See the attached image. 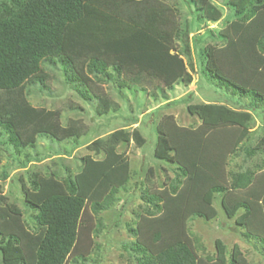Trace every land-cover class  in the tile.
<instances>
[{
	"label": "trees",
	"instance_id": "trees-1",
	"mask_svg": "<svg viewBox=\"0 0 264 264\" xmlns=\"http://www.w3.org/2000/svg\"><path fill=\"white\" fill-rule=\"evenodd\" d=\"M186 2L194 7L192 13L198 20L202 19L205 11L210 12L212 18H216L218 15L215 8L208 7V0H186ZM226 4L234 12L236 18L234 22L226 25L227 31H233L236 35L239 32L246 33L249 29L251 32L253 30L254 35L251 40L255 45V58L260 62L251 64L246 61L243 52L240 53L239 50L235 52V39L232 35V37L228 35L229 42L226 47L218 51V56L224 58L226 62L228 57L232 58L230 62L235 67H246L252 79H254V70L263 68L257 72V78L264 77V0H227ZM87 8L86 0L0 1V101L6 94L18 91L24 83L47 87L51 75L43 64L59 66L65 81L88 100L93 97L89 92L88 84L86 85L90 77L97 82L114 83L119 90L129 86L122 78L125 65L120 59L123 58H127V63L130 62L133 67L137 66L138 69L145 70L144 72L149 75L162 80L161 82L164 81L163 87H168L178 80L185 85L192 81V76L187 71L183 60V55H188L190 51L188 41L185 42L183 50H176L173 53L170 51L174 46L170 41L166 43L164 33L154 27L158 14H160H154L157 13V11L153 12L157 8L148 12V16L142 22L135 19L117 21L119 24L115 26L124 29L121 33L126 36L124 45L110 53L101 51L84 55L81 60L84 73L81 74L73 58L72 41L69 35L74 32L75 27L76 33L83 27L98 32L105 26L98 20L96 23L91 22L92 16L89 15ZM159 11L160 9H158ZM83 22L87 23L84 25ZM79 24L82 27H79ZM169 32V37L173 34L174 39L180 38L181 29L179 27L174 33L172 30ZM219 37L222 39L221 43L226 41L225 35ZM239 39L242 41L241 35H239ZM232 41L234 46L230 47ZM216 46L215 43H207L201 47L204 62L203 73L227 92L245 97L255 104L258 102L264 104V87L253 86L251 81L243 82L247 86L238 83L241 80L237 78L236 80L229 72L225 71L226 69H222L218 65ZM224 52L228 56L220 55ZM174 69H179V71L174 72ZM168 79L170 80L167 81ZM141 90L144 89L141 88ZM96 99L98 101L95 108L96 113L98 115L106 114L111 109L107 97L97 96ZM6 103L4 100L1 102V106L4 107ZM187 111L189 114L197 116L200 122L198 126L185 128L177 125L180 133L177 132L175 137L167 129L168 119L159 122L156 127L154 157L166 162L177 163L176 176L169 185L167 194L177 197L181 192H185V200L181 206L183 207L186 197L191 195L193 181L196 179L197 173L201 172L209 176L213 184L205 186L203 194L200 196L202 202L210 206L214 193H220L222 195L221 205L227 217H234L235 225L243 230H241L243 236L254 240V245L264 254V229L256 228V225L250 223L253 215V207L250 202H253L261 206L263 212L260 219L264 224V175L260 174V177L256 175V170L264 167V158L262 164L253 169L225 171L227 156L235 153L251 132V112L229 107L222 102L188 103ZM14 112L10 115L0 111V128L6 136V142L13 145L17 153L27 147H34L36 135H46L57 141H73L72 147L75 149L82 145L78 139L85 134L84 126L74 120L68 121L65 126L61 125L58 110L40 113L30 107L26 108L21 103ZM15 121L19 124L17 125ZM231 129H234L233 133L225 132V130ZM226 133H231L228 140H224ZM183 138H185V145H181L180 148L179 139ZM131 140L137 145H142L145 142L138 129L134 128L132 131H128L119 128L113 130L106 137H96L87 143L86 147L92 151L93 155H104L98 168L93 172L88 168L82 170L80 168L75 175L68 168L65 169L64 175L48 171L41 181L38 179L40 172H32L30 187H22L24 204L32 212L25 223L19 218L23 213L19 207L7 203L1 205L4 206L7 216L16 218L18 227L7 230L0 224V264H27L24 245H29L32 248L34 253L32 264H66L69 256H73L71 259L73 264L86 261L88 256L83 254L74 256L79 247L77 243L80 236L78 227L81 213L90 200V209L94 214L109 208L117 200V193L123 185H112L108 191L106 190L110 183H119L125 177L128 165L121 159L123 157H117L115 154L118 145L127 144ZM225 142L228 147L226 149L219 148ZM208 144H211L213 150L207 148L209 152L204 155ZM190 147L193 154L188 153ZM245 151L248 156H253L258 152L264 155V121L261 136L253 147L246 148ZM189 155L193 160L192 169L191 167L187 168L185 164ZM109 156H112V161L105 165L104 161ZM116 158L118 159L116 160ZM29 160L19 161L17 164L20 167H26ZM81 162L83 166L84 157L81 158ZM116 166H126L122 176L119 180L106 181L114 174ZM6 177L7 173L4 170L0 173V179ZM104 181L106 182L103 184ZM101 184L105 190L101 188ZM43 186H64L65 189L51 192L43 189ZM245 189L247 190L245 191ZM231 196H234V199H230ZM141 198L151 206V209L148 207L145 210V214L154 217L137 215V220L140 219L135 221L137 229L133 226L129 227L130 233L136 237L135 241L124 244L125 250H128L133 257L131 263L204 264V258L197 259L193 248L189 245L188 240L190 239L186 238L180 226L187 214L212 218L216 212L205 215L204 212L197 209H186L187 213L181 209L178 211L177 226L171 225L170 221L163 226L161 220L159 223L161 227L147 231L142 235L141 223L144 219L156 223L157 220L163 218L165 195L144 191ZM239 209H243V211L236 215ZM98 225L100 222H97L94 231ZM17 228L20 229L16 230ZM154 232L160 237L157 241L153 239L155 238ZM214 245L215 255L210 260L205 259L206 261H216L217 264H250L247 263L238 244H234L229 252H227L226 244L219 238L215 239ZM161 247L162 249L157 253H151L153 249Z\"/></svg>",
	"mask_w": 264,
	"mask_h": 264
},
{
	"label": "rangeland",
	"instance_id": "rangeland-1",
	"mask_svg": "<svg viewBox=\"0 0 264 264\" xmlns=\"http://www.w3.org/2000/svg\"><path fill=\"white\" fill-rule=\"evenodd\" d=\"M208 1L213 4H208V7L215 8L221 13V16H217L219 21L215 17L212 18L211 13L208 11L203 13L202 19H196L192 13L194 7L188 5L186 0H86L87 11L92 16L90 21L96 23V20H98L105 26L98 32L88 27H83L82 30H77L76 33V27L74 26V32L69 35L72 41L71 51L73 58L81 74L84 73L81 65L84 55L101 51L110 53L124 45L126 36L121 34L124 29L115 26L119 24L117 21L135 19L142 22L148 16V12H152V9L157 8L153 12L157 11V13H154L155 15L160 14H158L155 22L156 26L154 27L164 33L166 43L170 41L174 46V52L183 50L185 42L188 41L190 51L188 55H183V60L187 71L192 76V81L185 85L178 80L168 87H163L162 83L164 81L161 82L162 80L160 81L153 75H149L144 72L145 70L138 69L137 66L133 67L130 62L127 63V58H123L120 59L125 65V72L122 74V78L129 86L119 90L114 83L97 82L91 77L86 83L83 79L86 85L88 84L89 92L93 96L92 99L88 100L65 81L59 66L43 64L46 71L51 75L47 82V87H41L39 84L27 85L24 83L18 91L6 94L1 99L0 111L11 115L21 103L26 108L30 107L40 113L58 110L59 123L61 125L65 126L68 121L74 120L79 125L84 126L85 134L78 139L82 145L76 149L72 147L73 141H57L46 135H36L34 147H27L17 153L14 146L6 142V136L0 128V173L4 170L7 173L5 179H0V224L2 228L13 230L18 227L16 218L7 216L4 206H1L3 203L19 207L23 212L19 218L24 223L30 213H32L24 204L22 189V187H30V174L32 172H40L38 176L40 181L48 171H55L59 175H64L66 173L65 169L68 168L75 175L80 168L81 170L88 168V170L93 172L98 168L99 162L104 155H93L92 151L86 147V144L96 137H106L113 130L119 128L128 131L136 128L144 137V144L137 145L131 140L127 144L118 145L116 149L115 156L123 157L121 159L126 161L128 165L125 177L119 183H110L106 190L108 191L112 185H123L117 193V200L109 208L102 210L98 214H94L91 211V200L83 208L78 227L80 236L77 245L79 247L74 256L83 254L88 256V258L86 261H79L76 264L131 263L133 257L128 250H125L124 244L136 240V237L130 233L129 227L133 226L137 229V223H135L137 215L146 217L145 210L148 207L151 209L150 204L141 198L144 191L165 195V207L163 218L157 220L156 223L146 219L142 221V235L147 233V231L161 227L159 224L161 220L163 226L168 221H170L171 225L177 226L178 211L181 209L185 213H187L186 209H197L204 212L205 215L216 212L212 218L187 214L182 220L181 231L187 239H190L188 240L189 245L193 248L197 259L204 258V264H217L216 261L208 262L205 259L210 260L214 257V241L219 238L226 244L227 252L231 250L234 244H238L247 263L264 264V254L254 245V240L245 238L242 234L243 230L235 225L234 217L229 218L225 214L221 205L222 195L217 192L214 193L210 206L202 202L200 196L203 194L205 186L213 184L209 176L201 172L197 173V177L193 181L191 195L186 197L185 204L181 207L182 202L185 200V192H181L177 197L167 194L169 193V185L176 176L177 163L166 162L154 157L153 154L157 138L156 127L159 122L168 119L167 129L175 137L177 132L180 133L177 125L185 128H194L200 123L197 116L188 113V103L222 102L235 109L249 110L252 114L251 132L242 146L235 153L227 156L225 171H243L245 169H253L257 165L262 164L263 154L258 152L253 156H248L245 149L253 147L262 134L264 104L260 102L255 104L245 97H239L227 92L223 88L218 87L202 71L204 62L201 55V47L207 43H221L222 39L219 36L222 35V32L220 30L229 21L236 20L234 12L226 4L227 0ZM158 9H160L159 12ZM87 22L82 24L85 25ZM78 26L82 27L80 24ZM178 27L181 29L180 38L178 40L174 39L173 34L169 37V31L172 30L174 33ZM231 35L233 34L229 32V37H232ZM239 35H241L243 41L241 51L247 59L246 61L251 64H259L260 61L255 58V45L251 40L254 35L253 30L251 32V29H249L246 33L239 32L235 36L238 37ZM233 46L232 41L230 47ZM220 55L228 56L226 52L220 53ZM227 59L228 65L225 71L229 72L233 78L241 80L238 83L245 85L244 83L251 81L253 86L264 87V77L260 76L257 78V76H254V79H252L246 67H235L230 62L232 58L229 59L228 57ZM173 71L178 72L179 69H174ZM235 82L237 83V81ZM141 88L144 90H141ZM97 96H106L111 105V109L104 115L96 113ZM4 100L7 103L2 107L1 102ZM135 121L137 123H134ZM16 124L18 125L19 123L16 122ZM228 131L233 133L234 129L225 130V132ZM226 134L224 140H228V136L231 133ZM183 139H179L180 148L181 145H185V138ZM225 144H221L223 146H219V148L226 149L228 145ZM208 145L204 155L209 152V149L213 150L211 144ZM188 153H192L191 147ZM82 157H84L83 166ZM37 158L39 160H36ZM188 158L185 163L187 168L191 167L193 163L190 155ZM27 159L30 160L27 162L26 167H20L17 164L19 161L25 162ZM111 161L112 156H109L104 161V164L108 165ZM116 167H114L116 168L114 169V174L111 175V178H107L106 181L119 180L126 169V166ZM256 171L258 177H260V174L264 175V167ZM59 187L43 186V189L51 192L62 188L65 189L64 186ZM101 188L105 190L102 184ZM231 197L230 199H234V196ZM250 204L253 207L250 223L256 225V228L261 227L264 229V224L260 219V215L263 212L261 206L253 202H250ZM242 211L243 209H239L236 215ZM147 217L151 218L154 216ZM97 222H100V225L94 231ZM19 229L17 228L16 230ZM154 233V241L159 240L160 237L157 236L156 232ZM23 247L27 264H32L34 259L32 248L29 245H24ZM161 249L162 247L153 249L151 253L155 254ZM72 257L69 256L67 258L66 264H73L71 262Z\"/></svg>",
	"mask_w": 264,
	"mask_h": 264
},
{
	"label": "crops",
	"instance_id": "crops-1",
	"mask_svg": "<svg viewBox=\"0 0 264 264\" xmlns=\"http://www.w3.org/2000/svg\"><path fill=\"white\" fill-rule=\"evenodd\" d=\"M208 4L213 5L212 3H210V1H208ZM208 4H207V5H208ZM217 11H219V10H217ZM217 16H218V17L221 16V13L218 12V15H217ZM218 17L215 18V19H217V21H219V20H218ZM231 22H234V21H231ZM231 22L229 21L228 23L230 24ZM220 31L222 32V35H225V36H226V41L223 42V43H218L217 46H216V50H215V52H216V57H217V63H218V65H219L222 69H225V68H227V62L225 61L224 58L218 56V54H219L218 51H220V50H222V48L226 47L227 43L229 42V38H228L229 32H231V33L233 34L232 36H234L233 38L235 39V40H234V42H235V47H234L235 52H236V50H237V51L239 50V52H242L241 50H242V43H243V42L240 41L239 36H238V37L235 36V34L233 33V31H227L226 26H225L223 29H221ZM173 49H174V48L172 47L171 50H170L172 53L174 52ZM261 69H263V68H259L257 71L254 70L253 75H254V76H257V74H258L257 72H260ZM236 80H237V79H236ZM209 102H210V101H209Z\"/></svg>",
	"mask_w": 264,
	"mask_h": 264
}]
</instances>
